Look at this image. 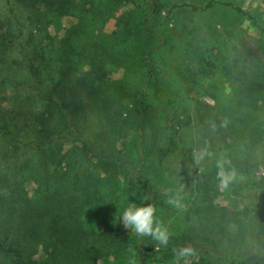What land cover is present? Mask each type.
I'll use <instances>...</instances> for the list:
<instances>
[{"label":"trees","instance_id":"trees-1","mask_svg":"<svg viewBox=\"0 0 264 264\" xmlns=\"http://www.w3.org/2000/svg\"><path fill=\"white\" fill-rule=\"evenodd\" d=\"M148 4L152 9L145 13L142 26L150 41H161L154 16L159 11L157 4ZM216 4L238 13L264 34V0L255 11L234 0L174 7L200 12ZM80 8L79 0H0V264H121L106 262L110 248L105 244L121 240L123 210L131 203L151 205L155 220L158 215V193L152 176L143 170L141 150L127 164L122 163L121 153L106 155L80 134L79 118L63 103L59 86L67 75L60 63L53 64L54 51L61 63L77 58L90 66L91 80L98 82L108 74V64L117 68L128 54H122L118 46L127 51L132 45L123 39L124 30L96 32L103 19L93 10L75 14L79 21L61 36L63 17ZM242 46L245 59L241 67L225 56L221 69L213 57L198 63L205 76L222 79L221 85L210 86L218 89L213 93L217 104L207 109L224 142L230 144L227 168L260 190L259 208L255 202L239 200L222 208L231 211L224 221L242 228L243 243L231 247L212 230L205 235L202 228L200 232L191 227L168 248H155L149 247L151 235L136 234L138 258L133 264H166L185 247L194 252L181 258L183 264H264V184L254 177L258 166L264 167V61L246 42ZM155 51L142 53L136 71L140 84L134 106L139 112L147 110L149 86L156 77ZM73 69L77 67L69 64L67 77L75 76ZM18 72L24 73L23 85L7 88L4 79ZM11 91L23 98L11 96ZM219 173L209 177L215 176L218 183ZM234 193L243 199L251 197L239 195L238 188ZM111 201L117 207L111 208ZM103 202L110 208H104ZM95 212L103 223L101 232L95 229V219L93 229L86 226Z\"/></svg>","mask_w":264,"mask_h":264},{"label":"rangeland","instance_id":"rangeland-1","mask_svg":"<svg viewBox=\"0 0 264 264\" xmlns=\"http://www.w3.org/2000/svg\"><path fill=\"white\" fill-rule=\"evenodd\" d=\"M153 1L157 4L156 10L160 11L154 12V16L159 21L161 41H150L142 26L145 13L152 9L148 3ZM210 1L79 0L81 8L63 17L61 36L79 21L75 14L93 10L98 18L103 19L96 32L113 34L124 30L123 39L126 44H132L129 46L131 49L125 51V46H118L122 54H128L121 58V64L116 65L117 68L108 64V74L103 81L98 82L91 80L88 72L90 66L87 64H81L77 58L64 59L61 63L56 51L53 55V64L60 63L67 76L69 64L77 67V70L71 71L75 76H66L59 90L61 88L63 103L70 105L66 110L73 112L80 120V134L108 156L121 153L123 164H127L141 150L140 154L145 160L143 170L152 176L158 193L156 223L169 233L167 244L151 237L149 247L168 248L170 243H175L177 238L186 235L191 227L200 228V232L202 228V234L212 230L217 237H222L227 244H231V247H236L243 243L242 228L239 229L234 222H225L224 215L231 214V211L222 208H230L238 200L241 203L255 202L258 204L256 208L261 206L257 195L260 191L258 187L227 168L230 144L224 142L218 124L213 117H208L211 112L207 109V106L217 104L213 93L218 89L210 86L221 85L222 79L213 78V75L205 76V69L198 62H206L213 57L218 63L216 66L221 69L224 62L222 56H225L241 67L244 65L242 60L245 59L242 41L264 61V34L246 18L221 4L200 12L174 7L175 4L185 3L203 6ZM234 1L254 11L263 3V0ZM115 41L116 37L113 42ZM154 48L153 68H156L157 73L155 79H152L153 84L149 86L151 89L148 90L147 110L139 112L134 106V94L140 84V75L136 71L141 65L142 53ZM252 74L249 72L250 76ZM24 79V73L18 72L4 80L7 88L13 90L14 85H23ZM262 84L264 85L263 78ZM10 95L23 98L15 91H11ZM218 171L222 177L216 183L215 176H209ZM254 177L260 180V184H264L263 166H258ZM238 184H243L246 188L237 187ZM29 188L33 191L32 185ZM237 188L239 195L242 192L251 197H237L234 193ZM177 197L183 205L181 209L168 202ZM109 205H113L111 208L117 207L116 202L111 201ZM102 206L106 209L109 207L105 202ZM94 214L95 218L90 217L86 226L93 229L95 219V229L101 232L103 223L97 220L96 212ZM121 221V240L115 244H105L110 248L106 262L133 264L138 258L136 233L134 229L124 226L123 217ZM99 242L98 240L97 244ZM166 264L183 262L181 258L179 261L174 258Z\"/></svg>","mask_w":264,"mask_h":264},{"label":"clouds","instance_id":"clouds-1","mask_svg":"<svg viewBox=\"0 0 264 264\" xmlns=\"http://www.w3.org/2000/svg\"><path fill=\"white\" fill-rule=\"evenodd\" d=\"M168 202L177 209L183 207L179 197L170 199ZM123 224L125 227L134 229L135 233L138 235H151L154 239L159 240L163 244H167L168 242L169 233L167 229L156 223L155 209L151 205L127 206L123 210ZM193 252L194 250L191 247L182 248L177 255V260L179 261L180 258L190 257L193 255Z\"/></svg>","mask_w":264,"mask_h":264}]
</instances>
